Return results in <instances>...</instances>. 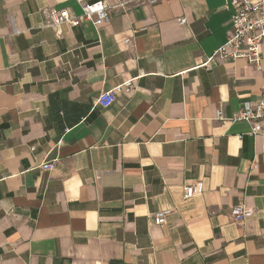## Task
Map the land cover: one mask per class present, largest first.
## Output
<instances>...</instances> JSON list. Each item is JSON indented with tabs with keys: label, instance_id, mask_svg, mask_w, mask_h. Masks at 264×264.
I'll list each match as a JSON object with an SVG mask.
<instances>
[{
	"label": "crops",
	"instance_id": "0c3cea01",
	"mask_svg": "<svg viewBox=\"0 0 264 264\" xmlns=\"http://www.w3.org/2000/svg\"><path fill=\"white\" fill-rule=\"evenodd\" d=\"M93 1L0 0V264H264V120L217 119L258 101L264 70L206 64L229 0H106L99 28L46 25Z\"/></svg>",
	"mask_w": 264,
	"mask_h": 264
},
{
	"label": "built area",
	"instance_id": "2783aa9c",
	"mask_svg": "<svg viewBox=\"0 0 264 264\" xmlns=\"http://www.w3.org/2000/svg\"><path fill=\"white\" fill-rule=\"evenodd\" d=\"M155 2V0H153ZM231 6L232 13V32L225 43L219 46L213 55L207 59L206 64L214 56L220 58H244L257 70L263 68V54L261 45L264 43V0H229L227 6ZM43 14L46 16V25L59 28L64 23H70L75 26L81 25L84 20H91L96 28L110 19V6L106 0H96L93 2L82 3V13L75 14L68 8H43ZM187 22L186 18H181L180 23ZM126 43L131 39L127 38ZM133 89V82L127 80L116 85L108 91L102 92L96 100V103L102 107H108L115 99L118 93L130 92ZM217 119L228 120L230 122H246L250 126L249 135H257L261 131L260 122L264 120V88L258 101L255 104L245 103L243 106L230 115H226L222 108L217 109ZM31 150H35L32 147ZM43 168L51 170L53 161H47ZM202 192L200 182H187L183 187V197L191 198ZM168 211L155 212L156 220L159 224L166 222ZM254 214V210L245 206L244 203H238L231 207L230 216L237 223L244 222ZM264 237V236H263Z\"/></svg>",
	"mask_w": 264,
	"mask_h": 264
}]
</instances>
